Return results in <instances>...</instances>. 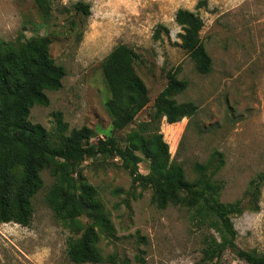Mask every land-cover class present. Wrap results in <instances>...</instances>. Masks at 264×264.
Listing matches in <instances>:
<instances>
[{"label": "rangeland", "instance_id": "obj_1", "mask_svg": "<svg viewBox=\"0 0 264 264\" xmlns=\"http://www.w3.org/2000/svg\"><path fill=\"white\" fill-rule=\"evenodd\" d=\"M82 2L90 15L77 13ZM202 5L199 6V3ZM46 25L33 0H0V38L13 42L48 35L51 55L67 75L59 91L47 92L49 106H34L30 120L47 129L55 141L57 116L68 133L84 126L92 129L96 143L107 136L125 146L127 134L149 122L153 103L175 72L188 82L178 103L198 106L194 118L159 124L171 159L180 164L189 181L195 164H205L214 152L224 165L215 180L223 183L220 201H241L244 213L232 219L238 247L264 254V0H53ZM200 15L201 38L213 61L209 74H200L181 48V28L175 22L179 9ZM159 25L163 32L155 39ZM138 55L135 69L144 81L149 105L123 131L114 132L106 103L111 98L101 64L119 45ZM155 127V125H153ZM140 173H149V160L141 155ZM120 160H86L83 175L104 203L115 228L113 237L101 236L97 248L105 256L117 255L131 264H200L204 237L214 233L208 224L192 220L186 207L159 209L153 192L132 185ZM44 187L33 199V219L28 227L0 224V264H74L66 252L71 236L66 221L47 203L55 183L43 171ZM262 178L257 200L247 196L252 180ZM258 206V210L253 208ZM83 224L87 223L81 218ZM141 258V261L138 258ZM215 264H248L228 250Z\"/></svg>", "mask_w": 264, "mask_h": 264}, {"label": "trees", "instance_id": "obj_2", "mask_svg": "<svg viewBox=\"0 0 264 264\" xmlns=\"http://www.w3.org/2000/svg\"><path fill=\"white\" fill-rule=\"evenodd\" d=\"M33 2L47 25L55 9L53 0ZM73 9L84 16L91 13L82 2ZM175 22L182 30L181 48L200 74H209L213 61L201 38L203 19L198 13L181 8ZM163 32L168 30L159 25L154 38L159 39ZM52 43L48 35L13 42L0 38V224L31 225L33 199L44 187L42 172L47 170L55 178L47 203L66 221L71 233L66 245L69 260L74 264H131L117 255L105 256L97 248L100 237H113L115 228L97 189L81 170L88 159L105 163L118 159L133 186L152 190V203L159 209L170 205L186 207L195 223L208 224L214 231L204 237L200 264H215L228 250L248 264H264V254L243 250L236 243L232 219L244 213L241 201H220L223 183L215 176L224 165L223 154L214 152L205 164L196 163L197 177L193 181L171 159L159 124L163 119L172 125L196 116V104L175 100L187 89L188 82L178 79L175 72L167 74V85L154 100L151 120L130 131L125 146L112 135L93 143L96 133L86 126L68 133L61 115H56L59 141H55L45 127L30 120L32 108L49 106L47 92L61 90L67 75L51 55ZM137 59L133 49L121 44L101 64L111 91L106 109L114 132L133 123L150 103L147 87L135 69ZM141 155L150 162L146 175L139 171ZM261 182L262 178L252 180L247 196L257 200ZM253 210H258V206ZM81 218L87 223L83 224Z\"/></svg>", "mask_w": 264, "mask_h": 264}]
</instances>
